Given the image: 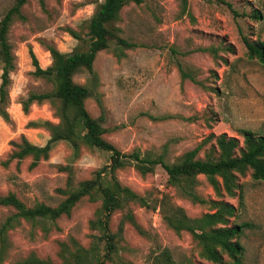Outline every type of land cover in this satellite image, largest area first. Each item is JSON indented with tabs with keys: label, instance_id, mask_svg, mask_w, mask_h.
<instances>
[{
	"label": "rangeland",
	"instance_id": "374dc122",
	"mask_svg": "<svg viewBox=\"0 0 264 264\" xmlns=\"http://www.w3.org/2000/svg\"><path fill=\"white\" fill-rule=\"evenodd\" d=\"M102 1L43 0L42 6L39 0H28L20 9L21 17L11 22L8 119L0 116V195L12 192L27 206H55L108 162V152L82 141L75 152L65 140L54 142L49 156L34 166L31 156L12 157L23 138L45 145L50 131L44 123L59 122L57 103L32 102L23 110L30 93L54 88L53 81L32 74L29 49L42 68L51 64L48 46L64 53L84 50L86 44L69 32L85 37L88 20ZM226 1L236 14L216 0H187L185 10L180 0H142L121 9L109 25L113 32L109 46L94 60L97 80L89 81L83 70L73 76L76 83H88L92 89L85 107L92 117L100 118L103 138L122 152L138 150L174 163L198 145L197 157L215 158L211 135L226 133L242 144L240 129L264 134V65L247 57L242 41L243 36L264 41V0ZM14 3L0 0V20ZM254 11L262 18H255ZM116 37L134 46H121ZM178 64L192 79L181 78ZM2 65L0 59V82ZM115 173L121 184L144 196L148 205L130 201L111 215L112 233L122 224L114 261L152 264L157 251L167 249L181 264H214L200 255V246L189 232H176L164 215L180 208L188 217H199L213 211L212 200H224L237 208L231 221L250 223L239 237L244 248L240 264H264V182L253 179L250 169L237 173L242 201L223 190L219 197L203 175H197L193 189L201 200L194 201L168 181L160 165L145 175L132 165ZM100 206V198L83 197L69 216L34 221L17 217L6 230L0 264H20L30 256L61 263L93 245L101 252L104 241L91 226ZM14 213L12 207L0 205V226ZM220 264L232 263L225 255Z\"/></svg>",
	"mask_w": 264,
	"mask_h": 264
},
{
	"label": "trees",
	"instance_id": "16d2710c",
	"mask_svg": "<svg viewBox=\"0 0 264 264\" xmlns=\"http://www.w3.org/2000/svg\"><path fill=\"white\" fill-rule=\"evenodd\" d=\"M28 0H15V3L5 12L0 20V59L2 61V73L0 82V116L7 120L6 107L8 104V85L10 82L9 73L13 69V56L11 46L7 40V33L14 17H21L20 9ZM43 6V0H39ZM227 5L236 14L230 2L216 0ZM140 4L142 0H103L96 8L87 23L85 37L70 30V34L86 44L84 50H74L69 53L59 51L53 46L47 50L51 56V64L42 68L33 52L29 49L34 70L32 74L46 80L53 81L54 88L51 91L41 93H30L23 101V110L28 109L32 102L41 103L49 101L57 103V115L59 122L53 124L46 121L44 124L49 128L50 138L43 146L30 143L25 138L17 145V150L12 157L22 159L26 156L32 157L31 166H34L40 159H46L52 148V144L59 140L68 141L75 152L78 151V142L82 141L90 147L109 153L108 162L94 172L93 177L80 181L78 186L70 191L68 195L57 205L50 206L44 203H35L27 206L14 193L0 195V205L12 207L15 213L8 217L0 226V263L6 251L5 233L11 221L17 217L34 221L40 218L49 220L57 219L63 215L69 216L71 208L83 197L89 200L100 198L101 206L98 215L91 222L93 229L100 233L104 241L100 252L96 245L90 250L81 249V252L72 255L61 263H53L50 260L30 256L20 264H121L114 261V254L117 251L116 236L122 231V224L117 233H112L109 222L113 212L121 208L125 203L133 201L142 205H148L144 196L138 194L130 187L120 183L116 177V170L132 165L141 175L154 170L160 165L168 175V181L181 189L192 200H201L193 191L197 182V175H203L212 186L216 195L222 197V190L230 196H237L242 201L241 189L237 180V173L245 174L250 169L251 177L264 182V134H256L250 129H240L239 134L243 141L235 136H228L226 133L211 135L214 137V148L216 157H197L200 146L186 151L178 162L168 163L162 156L152 157L143 154L138 150L129 153L120 151L111 142L103 138L104 127L100 118L91 116L85 107V100L92 95L89 84H79L73 80V76L85 71L88 73L89 81H96L97 74L93 69V63L99 51L109 46L113 32L109 25L115 21L121 9L128 3ZM183 10L186 9L187 0H180ZM255 18H262L260 12L254 11ZM117 42L124 47H132L130 43L120 37ZM246 48V55L264 65V41L252 40L246 36L242 37ZM178 69L181 78L192 76L184 71L180 64ZM98 103L102 106L98 98ZM213 211L207 212L199 217H188L180 208L171 210L164 215L166 223L176 232L187 231L191 234L200 246V255L214 264L223 262L226 255L232 264H240L243 255V246L239 237L250 223H235L231 221L236 217L237 208L234 204L224 200L211 201ZM126 218L132 220V215L127 214ZM152 264H181L176 262L167 249L157 251ZM192 264V263H188Z\"/></svg>",
	"mask_w": 264,
	"mask_h": 264
}]
</instances>
